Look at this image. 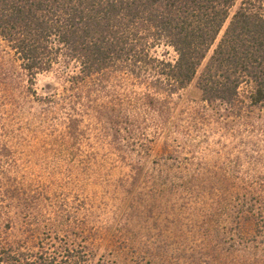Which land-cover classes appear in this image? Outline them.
<instances>
[{"label": "rangeland", "instance_id": "1", "mask_svg": "<svg viewBox=\"0 0 264 264\" xmlns=\"http://www.w3.org/2000/svg\"><path fill=\"white\" fill-rule=\"evenodd\" d=\"M157 54L176 57L168 46ZM0 68V211L10 242L84 238L89 264H264V109L245 104L219 120L222 107H205L196 79L173 97L166 121L137 112L142 128L119 145L91 108L73 140L64 106L46 112L39 97L60 96L75 65L39 75L34 96L0 38ZM131 83L109 79L99 105L123 101L135 113L131 100L144 89Z\"/></svg>", "mask_w": 264, "mask_h": 264}, {"label": "trees", "instance_id": "2", "mask_svg": "<svg viewBox=\"0 0 264 264\" xmlns=\"http://www.w3.org/2000/svg\"><path fill=\"white\" fill-rule=\"evenodd\" d=\"M0 38L34 96L39 75L75 65L60 96L39 97L46 112L56 101L64 106L73 140L74 122L91 108L90 117L119 145L123 133L142 128L137 112L166 121L173 97L196 79L205 107H222L219 120L241 116L245 104L264 109V0H0ZM162 46L175 59L161 58ZM123 76L144 89L131 100L136 114L123 101L99 105L104 84ZM3 216L1 210L0 264H89L84 238L53 241L47 234L32 245L12 243Z\"/></svg>", "mask_w": 264, "mask_h": 264}]
</instances>
